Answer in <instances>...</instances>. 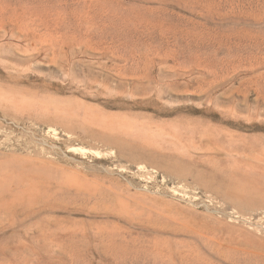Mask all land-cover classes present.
I'll use <instances>...</instances> for the list:
<instances>
[{"label":"rangeland","instance_id":"obj_1","mask_svg":"<svg viewBox=\"0 0 264 264\" xmlns=\"http://www.w3.org/2000/svg\"><path fill=\"white\" fill-rule=\"evenodd\" d=\"M0 264H264V0H0Z\"/></svg>","mask_w":264,"mask_h":264}]
</instances>
